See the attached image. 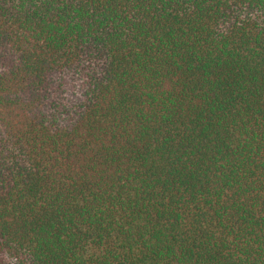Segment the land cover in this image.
Returning <instances> with one entry per match:
<instances>
[{"label": "trees", "instance_id": "1", "mask_svg": "<svg viewBox=\"0 0 264 264\" xmlns=\"http://www.w3.org/2000/svg\"><path fill=\"white\" fill-rule=\"evenodd\" d=\"M0 264H264V0H0Z\"/></svg>", "mask_w": 264, "mask_h": 264}]
</instances>
